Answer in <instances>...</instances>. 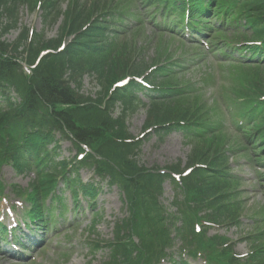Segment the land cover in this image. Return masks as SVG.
I'll use <instances>...</instances> for the list:
<instances>
[{
	"label": "rangeland",
	"instance_id": "obj_1",
	"mask_svg": "<svg viewBox=\"0 0 264 264\" xmlns=\"http://www.w3.org/2000/svg\"><path fill=\"white\" fill-rule=\"evenodd\" d=\"M27 18L24 17L22 22L27 24L28 22L26 21ZM40 28L39 24H36V30ZM50 33V32H49ZM16 33L12 32L8 36H6L5 40L6 41H11L15 38ZM51 36V35H49ZM85 90L89 89V81L88 79H84L83 81ZM127 126L129 131L131 132L132 135H137L139 132V126L142 124V113L139 112V114L131 116L127 121ZM177 147H179L178 150L173 149L169 147L168 145H164L160 148H153L152 146H146L144 145L142 147L141 153H142V158L146 165L149 167L150 165L156 164L157 166L163 167L165 165H169L171 162L175 161L177 158H184L186 154V150L182 147L180 140H173ZM151 144V143H150ZM168 196V194H167ZM170 197V196H168ZM259 200L260 201V195L255 197L254 200ZM252 202L250 201L248 206H250ZM249 230V229H247ZM251 230V229H250ZM245 245H239L238 250L239 251H245Z\"/></svg>",
	"mask_w": 264,
	"mask_h": 264
},
{
	"label": "trees",
	"instance_id": "obj_2",
	"mask_svg": "<svg viewBox=\"0 0 264 264\" xmlns=\"http://www.w3.org/2000/svg\"><path fill=\"white\" fill-rule=\"evenodd\" d=\"M1 18L2 17H0V21H1ZM38 39V38H37ZM34 43V45H37L38 44V40L37 41H34L33 42ZM40 45V44H39ZM56 72H58L55 68H54V66H52V63H49V73L52 75V76H55L56 75ZM263 75H264V73H263ZM253 82L256 84V82H259V83H263L264 82V76L263 77H259V78H254L253 79ZM66 92L65 91H63V92H60L58 95L60 96V97H63V98H66V99H68V97L66 96V94H65Z\"/></svg>",
	"mask_w": 264,
	"mask_h": 264
}]
</instances>
